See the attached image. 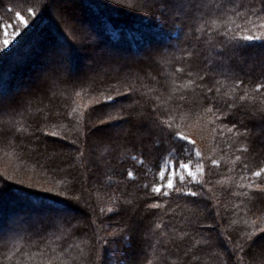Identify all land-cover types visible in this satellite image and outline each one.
<instances>
[{
  "label": "trees",
  "instance_id": "16d2710c",
  "mask_svg": "<svg viewBox=\"0 0 264 264\" xmlns=\"http://www.w3.org/2000/svg\"><path fill=\"white\" fill-rule=\"evenodd\" d=\"M51 1L0 0V26L11 24L21 30L18 43L0 54V91H19L22 74L41 60L52 62L50 47L56 39L70 47L76 70L93 54L89 50H94L101 67L74 73L69 83L53 76L51 84L53 77L41 76L40 85L10 99L13 103L23 99L19 107L0 112V175L9 178L12 193L0 201V227L7 229V217L19 213L27 220L23 231L7 229L0 236V264H106L109 253L121 264H251L248 249L241 252L237 245L264 237V173L251 175L264 167V119L259 115L264 109V45L246 42L252 46L241 49L242 55L227 69L200 79L203 61L218 40L215 31L232 35L238 32L237 25L241 29L250 25L232 11L201 19L191 7L180 9L179 0H66L65 14L76 16L82 32L95 37L91 45L82 46V32L62 22L52 11L56 0ZM223 2L229 9L262 4ZM9 4L22 12L35 6L37 17H28L29 26L24 28L7 10ZM238 11L244 13L243 8ZM180 13L186 22L174 28L173 18ZM204 22L213 35L195 31ZM106 47L136 55L108 59ZM237 79L243 81L239 86ZM109 94L115 99L105 102ZM225 104L233 107L224 108ZM157 107L175 115L178 130L190 136L194 146L186 141L157 145L156 138L147 135V120ZM222 113H228L226 119ZM233 123L237 129L229 132ZM245 128L248 133L237 136ZM53 131L58 135L46 134ZM194 148L200 150L199 158ZM213 159L219 164L213 165ZM181 162L202 164L204 172L197 176L201 184L187 176L183 183L175 178L177 188H192L199 195L152 193L153 185L161 183L160 172L167 173L169 165L178 168ZM72 178L75 190L80 189L73 194L81 199L70 201L68 218L58 219L57 213L34 207L41 202L64 207L43 199L49 193L16 198L21 187H59ZM157 200L160 207L145 211ZM48 211L52 215L47 218ZM128 227L130 242L112 248L103 243Z\"/></svg>",
  "mask_w": 264,
  "mask_h": 264
},
{
  "label": "snow or ice",
  "instance_id": "6c2138e0",
  "mask_svg": "<svg viewBox=\"0 0 264 264\" xmlns=\"http://www.w3.org/2000/svg\"><path fill=\"white\" fill-rule=\"evenodd\" d=\"M187 5L193 9H195L198 13H200V18L203 19L204 16L216 17L223 16L228 11H232L236 15H242L245 23L250 25V27H245L241 29L240 25H237L238 32L232 35H229V31H219L218 29L215 31V35L218 37V40L211 48L208 56L204 59L203 63L205 64V68L203 69V76L200 77L201 80H204L205 77L210 76L212 72L217 69H227L228 63L242 55L240 52L241 49L251 47L252 45L246 43L249 41H259L261 45H264V0H262L261 7L256 8L254 5L249 4L245 6L244 4H238L234 8L229 9L223 0H179L180 9H183L184 6ZM244 9V13L238 11V9ZM7 10L9 12H14L15 18L23 24L24 28L29 26V19L36 18L38 14V10L35 6L26 7L23 12L16 10V7L13 4H9ZM67 23H75L70 18H65ZM187 17L184 20L181 19L179 14H176L173 18V27L181 28V26L186 22ZM179 21V23H177ZM5 37L2 41H0V54L6 52L11 44L16 40V38L20 35V29L18 27L13 28L11 32L8 31L11 24L3 25ZM197 33L205 32L207 35H213V30L209 28L208 22H204L201 27L195 30ZM10 38H7L9 37ZM95 37L91 32L83 31L81 33V37L79 43L82 46L91 45L94 41ZM188 56L194 55L192 52L187 53ZM52 63H53V76L55 79L62 83H69L73 81V67H72V53L70 47H66L63 45H57L51 52ZM192 73H189L191 75ZM193 81L189 80L188 83L191 84ZM236 85L239 86L243 83L242 80L237 79L235 81ZM256 89L259 90L262 85L256 84ZM213 89L208 88L207 92L212 93ZM218 91V90H217ZM240 96L239 99L243 101L246 97ZM207 100H213L211 96L204 97ZM115 97L111 94L104 96V101H114ZM181 102H184L185 97L180 98ZM23 99L17 100L13 103L10 100H7L3 94H0V112L14 110L16 107H19L23 103ZM224 108H232V104L223 105ZM211 107L208 111H211ZM221 109L218 108L217 111ZM156 114L148 118L147 120V135L150 137H155V143L157 145L163 144L167 141L179 142L186 141L188 145L194 146L195 142L191 139L190 136L185 135L182 131H179V125L175 124V115L170 111H161L159 107L155 109ZM228 113H222V118H227ZM259 115L261 119H264V109L259 110ZM227 127V125H225ZM237 129V125L233 123L231 127L228 128L229 132ZM248 129H244V133H240L237 131V136L246 135L248 133ZM47 135L57 136L58 133L53 131L51 133H46ZM110 143V141H109ZM244 151H247V146H242ZM196 157H200L201 153L199 149H195ZM237 160H240L241 157L237 156ZM213 165L219 164L218 160L213 159L211 161ZM247 168V165H244ZM204 172V168L201 165L196 166L193 169L191 162L179 164L177 168L175 165L172 166L171 170L167 173L165 171L160 172L161 183L153 185L151 191L157 196L162 197H170L173 192L177 194H182L183 196H197L199 193L192 190V188H188L187 191H183L180 188L175 186V178L178 176L181 183H183L187 177L191 178V181L195 184H201L202 181L197 179L198 175H202ZM264 173V167L258 168V170L251 173L254 177H260L261 174ZM71 176V173H68ZM129 177L133 176L132 172L128 173ZM165 175H167V179L165 180ZM9 178H5L0 175V201H2L5 197L12 195L10 192V185L8 183ZM74 180L72 178V182L65 181L59 187L53 185L51 188H43L42 186H37L35 184L28 185L27 187H21L16 194V198L18 200L30 198V197H40L41 193H49L50 195L43 197V199L53 200L56 205H64L61 208H54L52 205H47L44 203L35 204L34 207L40 209L51 210L57 213L58 219H64L71 216V208L72 205L70 201H75L77 203L80 202V197L74 195ZM253 184H249L248 187H253ZM255 187H261L260 185H255ZM63 197V199H58ZM160 207V201L157 200L154 203L147 204L145 207V211H150L152 208ZM103 211V210H102ZM109 212H112L113 209L108 208ZM27 226V220L25 219L22 213L16 214L11 217L8 224V231L18 232L23 231ZM156 228H160L161 225L157 223ZM4 231L3 227H0V233ZM131 227L127 228V231L120 230L112 233V239H104L103 243L108 245L109 248L113 246L121 247L124 244L130 242L131 236ZM237 248L244 252L245 249H248V254L252 257L251 264H264V237L257 238H248L245 239L242 243L237 245ZM106 264H121L119 258L109 259Z\"/></svg>",
  "mask_w": 264,
  "mask_h": 264
},
{
  "label": "rangeland",
  "instance_id": "374dc122",
  "mask_svg": "<svg viewBox=\"0 0 264 264\" xmlns=\"http://www.w3.org/2000/svg\"><path fill=\"white\" fill-rule=\"evenodd\" d=\"M49 1H51V0H49ZM64 1V2H63ZM53 1H51L50 3H51V5L53 6V3H52ZM65 5H66V0H62L61 2H59V4L57 3V0H56V2H55V4H54V7L52 8V11H54L57 15V17L60 19V20H62V22H64L65 21V24L66 25H69V26H76L78 29H79V32L81 33L82 32V30H81V26H80V22H78L79 20H77V18H76V16L75 17H72V18H70L72 21H74L75 23H67L66 22V17L67 18H69V16L67 15V14H65L67 11H66V9H65ZM184 8H187V9H189L190 7L189 6H187V5H185L184 6ZM58 11H60V13L58 12ZM59 14V15H58ZM61 14V15H60ZM179 15H182L181 13L179 14ZM13 28H16V27H13L12 25H11V27H9V29H8V31L9 32H11L12 31V29ZM83 29V28H82ZM20 33H21V30H20ZM19 37L20 36H18L17 38H16V40L13 42V44H11L10 46H9V48L11 47V46H13L14 44H16V43H18V41H19ZM4 38H6L5 37V34H4V28L2 27V26H0V41H2ZM7 38H10V36L9 37H7ZM56 39V38H55ZM55 42L51 45V47L50 48H52V47H55L56 46V44H58V45H63V43L62 42H59L57 39L56 40H54ZM64 46H66V44L64 45ZM104 50H105V58H108V59H111V58H113V59H115V60H117L118 59V61H122L124 58H126V59H130V58H132L133 56H135L136 54L135 53H124V54H119V53H117L115 50H113L112 48H109V47H106V48H104ZM89 52L92 54V55H90L87 59H85V61H84V63H83V65L82 66H80V67H77V70L74 68V66H73V62H72V67H73V73H81V72H85V71H87V70H89L90 68L91 69H96V68H99V67H101V64H100V62H98L97 61V57L98 56H96L95 55V53H94V50H92V51H90L89 50ZM31 56L33 57V54H31ZM31 57V58H32ZM111 57V58H110ZM29 59H30V57H29ZM37 68V69H36ZM33 69H36V70H34V73L32 74V77L31 78H27L26 80H25V82L24 83H22V85H21V87H20V89H19V91H17L18 89H16L17 87H15L14 89H16V90H13L12 92H8V93H4L3 91H0V94H3L4 96H5V98L7 99V100H10L11 98H13V97H15L16 96V94H19V93H25V92H29V91H31L32 90V88H33V86H38V85H40L41 84V76H50V77H53V74L51 73V71H54V68H53V63L52 62H50V61H46V60H41V61H39L33 68H32V70ZM75 71V72H74ZM30 72V71H29ZM28 73V72H27ZM52 79V80H51ZM50 80H51V84H52V82H53V84L55 83L53 80H54V77L53 78H51ZM48 96H50V92L47 94ZM39 99V98H38ZM46 97L44 98V101L42 102V103H45V101H46ZM40 102V101H39ZM192 165V164H191ZM172 166L173 165H169V167H168V171L169 170H171V168H172ZM192 167H193V169H195L196 167H194L193 165H192ZM42 169H43V167H42ZM45 169V168H44ZM28 172H30V171H28ZM41 173H42V171H41ZM44 173V172H43ZM41 175H43V174H41ZM30 176L29 175H27V178H29ZM34 180H37V178H33ZM79 190L80 189H76L75 190V194L76 193H79ZM54 208H56V207H54ZM46 214H47V218L48 217H50L52 214H51V212L50 211H48V212H46ZM10 216H8L7 217V219H6V221L7 222H9V220H10ZM46 217H44V219L43 220H46L47 219ZM6 232H8L7 231V229H5L4 228V231L2 232V233H0V236L2 237ZM120 252V251H119ZM121 253V252H120ZM107 258H109V259H113V255H112V253H109L108 254V256H107Z\"/></svg>",
  "mask_w": 264,
  "mask_h": 264
},
{
  "label": "bare ground",
  "instance_id": "6f19581e",
  "mask_svg": "<svg viewBox=\"0 0 264 264\" xmlns=\"http://www.w3.org/2000/svg\"><path fill=\"white\" fill-rule=\"evenodd\" d=\"M42 54V53H41ZM37 69V68H36ZM36 69H31V71L30 72H28V73H25V74H22L20 77H19V80H20V84H22V83H24L25 82V80L28 78H31V76H32V74L34 73V70H36Z\"/></svg>",
  "mask_w": 264,
  "mask_h": 264
}]
</instances>
